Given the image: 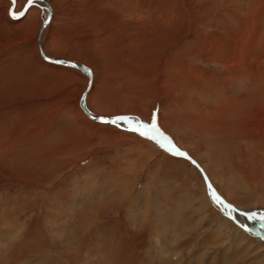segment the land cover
I'll list each match as a JSON object with an SVG mask.
<instances>
[{"label":"rangeland","instance_id":"obj_1","mask_svg":"<svg viewBox=\"0 0 264 264\" xmlns=\"http://www.w3.org/2000/svg\"><path fill=\"white\" fill-rule=\"evenodd\" d=\"M27 1L0 0V264H264L199 167L95 118L155 117L264 224V0Z\"/></svg>","mask_w":264,"mask_h":264},{"label":"snow or ice","instance_id":"obj_2","mask_svg":"<svg viewBox=\"0 0 264 264\" xmlns=\"http://www.w3.org/2000/svg\"><path fill=\"white\" fill-rule=\"evenodd\" d=\"M15 2V0H13ZM33 0H29V3L31 4ZM23 15V13H13V16ZM100 120H102L105 123H111V124H117L120 121L126 122L128 124V130L138 133L141 136L148 137L154 141H156L160 147L164 148L170 153H173L175 155L179 156H186V153L180 151L178 148H176L175 144L172 142V140L160 132L159 128L156 125L155 117H153V120L151 123L145 124L142 121H134L132 117L128 116H116L112 118H105V117H99ZM190 159V158H189ZM194 163V161H193ZM251 218H255V215H253ZM264 219V217H262Z\"/></svg>","mask_w":264,"mask_h":264},{"label":"bare ground","instance_id":"obj_3","mask_svg":"<svg viewBox=\"0 0 264 264\" xmlns=\"http://www.w3.org/2000/svg\"><path fill=\"white\" fill-rule=\"evenodd\" d=\"M33 1H37V0H33ZM38 1H41V2H44L43 0H38ZM44 3H48V2H44ZM30 5V3L28 4V6ZM46 5V4H45ZM27 6V7H28ZM26 7V8H27ZM48 7H50V9L49 8H47L46 10H47V13H46V16H45V18L46 19H49L50 17V12H51V6L48 4ZM26 8H24V9H26ZM45 23H46V20H45ZM49 60H52V59H49ZM52 61H56V62H58V63H64V64H73L74 66H77L78 68H81V66L79 65V64H75V63H71V62H67V61H61V60H52ZM85 70V69H84ZM86 73H88V74H91L92 72L89 70V69H86ZM85 98V97H84ZM82 103H83V108H84V111L87 113V114H89L88 113V110H87V108H86V106H85V101H84V99L82 100ZM96 119L97 118H99V117H95ZM105 118H111V117H105ZM121 123H124L125 125H127L128 126V124L126 123V122H123V121H120ZM129 127V126H128ZM144 137V136H143ZM145 138H147V139H150V138H148V137H145ZM150 140H152V139H150ZM152 141H154V140H152ZM156 142V141H155ZM157 143V142H156ZM176 146V145H175ZM176 148H178L177 146H176ZM179 149V148H178ZM180 150V149H179ZM180 151H182V150H180ZM234 154V153H233ZM234 156V155H233ZM209 180V179H208ZM206 181V180H205ZM206 184H207V186H208V188H209V191H210V193L212 194V196L217 200V201H219L220 202V204H222V206L224 207V208H226V210L227 211H229V213H231V214H233L234 213V216H236V217H238L239 219H241L242 221H245L246 223H247V225H246V228H248L249 229V232H252V233H254V234H256L257 236H259L263 241H264V224L263 223H261L260 222V220L259 219H257L256 218V214L255 213H252V212H248V211H246V210H243V209H241V208H238V207H234L233 205H231V204H229V203H227L223 198H221L218 194H217V192H215V190L213 189V187H212V190H213V192L215 193V196H217V197H215L214 195H213V192L211 191V188L209 187V184H211L210 183V181H209V184L206 182ZM227 206H229V207H231L232 209H229ZM260 210V209H259ZM260 211H262V210H260ZM264 212V211H263ZM253 215H255V218L253 219V218H251ZM258 217V216H257Z\"/></svg>","mask_w":264,"mask_h":264},{"label":"water","instance_id":"obj_4","mask_svg":"<svg viewBox=\"0 0 264 264\" xmlns=\"http://www.w3.org/2000/svg\"><path fill=\"white\" fill-rule=\"evenodd\" d=\"M28 4H29V0L26 2V4H25V7L24 8H26L27 6H28ZM46 20V19H45ZM49 59H51V58H49ZM53 59V58H52ZM87 90V89H86ZM86 90L84 91V93H83V95H82V98H81V101L84 99V97H85V94H86ZM92 117V116H91ZM97 119H99V118H97ZM100 120V119H99ZM182 152H184V153H186V156H184V157H186L187 159H189L190 161H194V164L197 166V167H199L200 169H201V171H202V173H203V175H204V178H205V180H206V182L209 184V180H208V178H207V176H206V173L203 171V169L201 168V166H199V164L197 163V161L194 159V158H192L187 152H185V151H182ZM209 187L211 188V191L213 192V190H212V187H211V184H209ZM213 195L215 196V193L213 192ZM215 197H217V196H215Z\"/></svg>","mask_w":264,"mask_h":264}]
</instances>
